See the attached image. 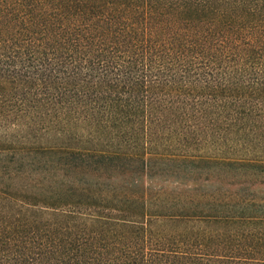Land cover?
Wrapping results in <instances>:
<instances>
[{
  "label": "trees",
  "instance_id": "trees-1",
  "mask_svg": "<svg viewBox=\"0 0 264 264\" xmlns=\"http://www.w3.org/2000/svg\"><path fill=\"white\" fill-rule=\"evenodd\" d=\"M0 264H264V0H0Z\"/></svg>",
  "mask_w": 264,
  "mask_h": 264
}]
</instances>
